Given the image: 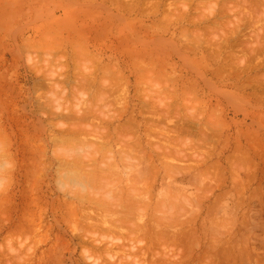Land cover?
Listing matches in <instances>:
<instances>
[{
    "label": "rangeland",
    "instance_id": "rangeland-1",
    "mask_svg": "<svg viewBox=\"0 0 264 264\" xmlns=\"http://www.w3.org/2000/svg\"><path fill=\"white\" fill-rule=\"evenodd\" d=\"M262 19L264 0H0V264H264Z\"/></svg>",
    "mask_w": 264,
    "mask_h": 264
},
{
    "label": "bare ground",
    "instance_id": "bare-ground-1",
    "mask_svg": "<svg viewBox=\"0 0 264 264\" xmlns=\"http://www.w3.org/2000/svg\"><path fill=\"white\" fill-rule=\"evenodd\" d=\"M249 1H252V0H249ZM235 2H236V1H235ZM238 2H239V0H238ZM241 2H242V0H241ZM253 2H254V1H253ZM261 2H262V1H261ZM247 3H248V2H247ZM251 3H252V2H251ZM254 3H255V2H254ZM210 4H211V3H210ZM238 4H239V3H238ZM241 4H242V3H241ZM248 4H249V3H248ZM252 5L255 6L253 3H252ZM169 6H170V5H169ZM238 6H239V5H238ZM253 6H251V8H252ZM241 7H242V6H241ZM246 7L248 8L249 6L246 5ZM252 9H253V8H252ZM238 10H239V9H238ZM240 11H241V10H240ZM253 11H255V10H253ZM253 11H252V12H253ZM241 12H243V11H241ZM247 12H248V11H247ZM252 12H251V13H252ZM245 13H246V12H245ZM248 13H249V12H248ZM251 13H250V14H251ZM253 13H254V12H253ZM257 13H258V12H257ZM235 14H237V13H235ZM262 14H263V13H262ZM240 15H241V13H240ZM250 16H251V15H250ZM256 16H258V15H256ZM262 16H263V15H262ZM239 17H240V16H239ZM239 17H238V18H239ZM247 17H248V16H247ZM244 19H245V18H244ZM244 19H242V20H244ZM260 19H261V18H260ZM260 19H259V20H260ZM262 20H264V19H262ZM260 21H261V20H260ZM238 22H240V21H238ZM263 23H264V21H263ZM240 24H241V23H240ZM237 26H239V25H237ZM236 29H237V28H236ZM238 31H239V30H238ZM50 65H52V64H50ZM52 66H53V65H52ZM111 69H112V67H111ZM115 71H118V70L116 69ZM115 71H114V72H115ZM61 72L63 73V71H61ZM62 73H59V74H62ZM117 73H118V72H117ZM52 74H53V73H52ZM59 74H58V75H59ZM46 77H47V76H46ZM44 78H45V77H44ZM64 79H65V78H64ZM117 79H119V78H117ZM50 80H51V79H50ZM58 80H59V76H58ZM68 80H69V79H68ZM120 80H121V79H120ZM64 81H65V80H64ZM71 81H72V80H71ZM64 83H65V82H64ZM51 84H52V82H51ZM56 84H57V82H56ZM53 85H54V83H53ZM60 85H62V84H60ZM75 86H76V85H75ZM57 87H58V86H57ZM61 89H64V88H61V87H60V90H61ZM112 89H113V88H112ZM57 91H58V90H57ZM59 93H60V92H59ZM58 99H59V98H58ZM56 100H57V99H56ZM55 108H56V107H55ZM53 110H54V109H53ZM55 110H56V109H55ZM79 110H80V109H79ZM79 110H77V111H79ZM83 112H84V111H83ZM83 112H81V113L83 114ZM57 113H58V110H57ZM75 113H76V112H75ZM86 113H87V111H86ZM89 113H90V112H89ZM71 114H72V113H71ZM77 114H78V113H76V115H77ZM84 114H85V113H84ZM54 115H55V114H54ZM72 115H74V114H72ZM85 115H86V114H85ZM79 116H81L80 119L83 120L84 117H83L82 115H79ZM54 117H55V116H54ZM69 117H70V116H69ZM71 117H72V116H71ZM82 117H83V118H82ZM85 117H86V116H85ZM75 118L77 119L78 117L76 116ZM75 118H74V119H75ZM84 120H85V119H84ZM75 121H76V120H75ZM72 122H73V121H72ZM76 122H79V121H76ZM81 122H83V121H81ZM108 122H109V120H108ZM130 123H131V122H130ZM73 124H74V123H73ZM77 124H78V123H77ZM80 124H81V123H80ZM90 124H92V123H90ZM109 124H110V123H109ZM127 124H128V123H127ZM93 125H94V124H93ZM120 125H121V124H120ZM122 125H123V124H122ZM130 125H131V124H130ZM82 126H83V125H82ZM96 126H97V125H96ZM125 126H126V125H125ZM69 127H70V126H69ZM74 127L76 128V126H74ZM92 127H93V126H92ZM94 127H95V126H94ZM97 127H98V126H97ZM100 127L103 128L102 126H100ZM120 127H121V126H120ZM123 127H124V125H123ZM82 128H84V127H82ZM85 128H86V127H85ZM85 128H84V129H85ZM117 128H118V126H117ZM71 129H72V128H71ZM71 129H69V130L71 131ZM79 129H80V128H79ZM79 129H77L76 131H78ZM86 129H87V128H86ZM89 129H90V128H89ZM92 129H93V128H92ZM92 129H91V130H92ZM95 129H97V128H95ZM121 129H122V127H121ZM98 130H99V129H98ZM105 130H106V129H105ZM115 130H117V129H115ZM70 131H69V132H70ZM72 131H74V130H72ZM94 131H95V130H94ZM99 131H100V130H99ZM74 132H75V131H74ZM82 132L84 133V131H82ZM70 133H71V132H70ZM76 133H78V132H75V134H76ZM79 133H80V132H79ZM102 133H103V132H102ZM105 133H106V132H105ZM107 133H108V132H107ZM72 134H73V133H72ZM87 134H88V133H87ZM94 134H95V132H94ZM100 134H101V133H100ZM80 135H82V134H80ZM105 135H106V134H105ZM75 136H76V135H75ZM77 136H78V135H77ZM83 136H84V135H82V137H83ZM96 136H97V135H96ZM103 136H104V133H103ZM78 137H79V136H78ZM80 137H81V136H80ZM99 137H100V136H99ZM99 137H98V138H99ZM111 137H112V136H111ZM85 138H86V137H84L83 140H84ZM108 138H109V137H108ZM69 139H70V138H69ZM73 139H74V138H73ZM52 140H53V139H52ZM74 140H76V139H74ZM74 140H73V141H70V142H72L71 144H73ZM79 140H80V138H79ZM85 140H86V139H85ZM85 140H84V141H85ZM107 140H108V139H107ZM109 140H110V139H109ZM109 140H108V143H109ZM5 141H6V140H5ZM50 141H51V140H50ZM67 141H68V140H67ZM67 141H66V142H67ZM98 141H99V140H98ZM6 142H7V141H6ZM6 142H5V143H6ZM53 142H54V141H53ZM63 142H64V141H63ZM81 142H82V141H81ZM81 142H80V143H81ZM86 142H87V141H86ZM88 142H89V141H88ZM92 142H93V141H92ZM3 143H4V142H3ZM104 143H105V142H104ZM56 144H57V143H56ZM65 144H66V143H65ZM76 144H77V143H76ZM82 144H83V145H84V144L86 145L85 142L82 143ZM82 144H81V146H83ZM89 144H90V143H89ZM5 145H6V144H5ZM67 145L69 146V143H68ZM74 145H75V144H74ZM93 145H94V144H93ZM44 146H45V145H44ZM95 146H96V144H95ZM100 146H101V144H100ZM107 146H108V145H107ZM40 147H41V146H40ZM70 147H71V146H70ZM70 147H68V149H69ZM74 147H75V146H74ZM97 147H98V149H99V145H97ZM103 147H106V146L104 145ZM46 148H47V146H46ZM77 148H78V146H77ZM85 148H86V147H85ZM85 148H83V150H84ZM108 148H109V147H108ZM108 148H107V149H108ZM110 148H111V146H110ZM40 149H41V148H40ZM74 149H76V148H74ZM79 149H80V147H79ZM94 149H96V148H94ZM101 149H102V148H101ZM0 150H1V149H0ZM3 150H4V149H3ZM41 150H42V149H41ZM72 150H73V149H72ZM77 150H78V149H77ZM86 150L88 151V149H86ZM35 151H36V150H35ZM65 151H66V150H65ZM79 151H80V150H79ZM93 151H94V150H93ZM108 151H109V150H108ZM108 151H106V152H108ZM124 151H125V150H124ZM0 152H1V151H0ZM69 152H70V151H69ZM81 152H82V151H81ZM99 152H101V150H100ZM102 152H103V151H102ZM111 152H112V150H111ZM125 152H126V151H125ZM2 153H3V152H2ZM4 153H5V152H4ZM4 153H3V154H4ZM60 153H61V154L63 153L62 150H61ZM93 153H94V152H93ZM93 153H92V154H93ZM96 153H97V152H96ZM104 153H105V152H104ZM128 153H129V152H128ZM3 154H2L1 156H3ZM71 154H72V153H71ZM83 154H85V150L83 151ZM5 155H6V154H5ZM63 155H64V154H63ZM74 155H75V154H74ZM74 155H73V156H74ZM78 155H79V153H78ZM89 155H91V154H89ZM96 155H97V154H96ZM57 156H58V155H57ZM59 156L61 157V155H59ZM59 156H58V157H59ZM66 156H67V155H66ZM70 156H71V155H70ZM73 156H72V157H73ZM83 156H85V155H83ZM94 156H95V153H94ZM102 156H103V155H102ZM107 156H108V155H107ZM107 156H104V157L107 158ZM121 156H122V155H121ZM7 157H8V156H7ZM42 157H43V156H42ZM42 157H40V158H42ZM58 157H56V158H58ZM86 157H87V156H86ZM109 157H110V156H109ZM144 157H145V156H144ZM5 158H6V157H5ZM83 158H84V157H83ZM92 158H93V157H92ZM101 158H102V157H101ZM139 158H141V157H139ZM59 159H60V158H59ZM59 159H58V160H59ZM61 159H62V158H61ZM63 159H64V158H63ZM65 159H66V158H65ZM73 159H76V158H73ZM90 159H91V157H90ZM93 159H94V158H93ZM7 160H8V159H7ZM41 160H42V159H41ZM66 160H67V159H66ZM76 160H77V159H76ZM79 160H80V159H79ZM82 160H84V159H82ZM103 160H104V159H103ZM120 160H121V159H120ZM64 161H65V160H64ZM72 161H73V160H72ZM89 161H91V160H89ZM97 161H98V160H97ZM111 161H112V160H111ZM41 162H42V161H41ZM51 162H52V161H51ZM58 162H59V161H58ZM67 162H69V161H67ZM83 162H84V161H83ZM60 163H61V165H63L62 162H60ZM79 163H80V162H79ZM85 163H86V162H85ZM90 163H91V162H90ZM102 163H103V162H102ZM113 163H114V162H113ZM115 163H116V162H115ZM50 164H51V163H50ZM67 164H68V163H67ZM67 164H65V165H67ZM76 164H77V163H76ZM100 164H101V163H100ZM104 164H105V163H104ZM107 164H108V163H107ZM71 165L75 166L74 163H72ZM82 165H83V164H82ZM125 165H126V163H125ZM73 166H72L71 170L74 169V171H73V170H72V171L75 173V168H76V167L74 168ZM76 166H77V165H76ZM78 166H79V165H78ZM78 166H77L76 169L80 171V169H81L80 166H81V165L79 166L80 169L78 168ZM85 166H87V164H85ZM93 166H94V164H93ZM58 167H59V166H58ZM69 167H71V166H69ZM83 167H84V165H83ZM89 167L91 168L92 166H89ZM97 167H98V166H97ZM111 167H112V166H111ZM115 167H116V166H115ZM61 168H62V167H61ZM67 168H68V167H67ZM93 168H96V165H95V167H93ZM65 169H66V168H65ZM69 169H70V168H69ZM101 169H102V168H101ZM108 169H109V167H108ZM58 170H59V169H58ZM62 170H64V169L62 168ZM66 170H67V169H66ZM87 170H88V169H87ZM87 170H86V172H87ZM103 170H104V169H103ZM118 170H119V169H118ZM72 171H71V172H72ZM83 171H85V170L83 169ZM83 171H82V172H83ZM92 171H93V169H92ZM94 171H96V170H94ZM68 172H69V171H68ZM88 172H89V173H88ZM88 172H87V173H88L89 175H85V174H87V173H85V172L82 173L84 177L80 175L81 172H79V175H80V176H75V175H78V171H77V173H75V175H74V174H73V175H74V177H79V178L81 177L80 180H82L83 178L89 176V178H85L86 181H84L85 179L81 181V182L83 183V181H84V182H88V181H90V179H92V177H90L91 175H90V171H89V170H88ZM118 172H119V171H118ZM57 173H58V172H57ZM59 173H61V172L59 171ZM84 173H85V174H84ZM93 173H94V172H93ZM96 173H97V172H96ZM101 173H102V172H101ZM101 173H100V174H101ZM107 173H108V172H107ZM107 173H106V174H107ZM68 174H69V173H68ZM111 174H114V172L111 173ZM117 174H118V173H117ZM59 175H61V174H59ZM66 175H67V174H66ZM70 175H71V174H70ZM108 175H109V174H108ZM94 176H95V175H94ZM104 176H105V175H104ZM104 176H103V177H104ZM109 176H110V175H109ZM72 177H73V176H72ZM95 177H96V176H95ZM137 177H138V176H137ZM69 178H70V177H69ZM79 178H76L77 180L72 179V181L74 180V181H77V182H78V179H79ZM132 178H133V177H132ZM67 179H68V178H67ZM87 179H88V180H87ZM93 179H94V178H93ZM100 179H101V177H100ZM102 179H103V178H102ZM104 179H105V178H104ZM136 179H137V178H136ZM80 180H79V182H80ZM110 180H111V179H110ZM68 181H70V180L68 179ZM95 181H96V180H95ZM98 181H100V180H98ZM101 181H102V180H101ZM79 182H78V183H79ZM102 182H103V181H102ZM109 182H110V181H108V183H109ZM60 183H61V182H60ZM88 183H89V182H88ZM134 183H136V182H134ZM67 184H68V183H67ZM79 184H80V183H79ZM86 184H87V183H86ZM91 184H92V183H91ZM94 184H95L94 187H95L96 185H99L98 183L96 184V182H95ZM111 184H112V183H111ZM111 184H110V185H111ZM101 185H102V184H101ZM66 186H67V185H65V187H66ZM70 186H71V185H70ZM73 186H74V185H73ZM81 186H82V185H81ZM94 187H93V188H94ZM100 187H101V186H100ZM103 187H104V186H103ZM61 188H62V187H61ZM72 188H73V187H72ZM79 188H80V185H79ZM79 188H78V189H79ZM86 188H87V187H86ZM112 188H113V187H112ZM109 189H110V188H109ZM109 189H108V190H109ZM73 190H74V189H73ZM83 190H84V189H83ZM87 190H89V188H88ZM108 190H107V191H108ZM80 191H81V190H80ZM82 192H83V191H82ZM82 192H81V193H82ZM75 193H77V192H75ZM103 193H104V192H103ZM113 194H114V193H113ZM118 194H119V193H118ZM73 195H74V194H73ZM88 195H89V194H88ZM102 195H103V194H102ZM116 195H117V194H116ZM127 195H128V194H127ZM74 196H75V195H74ZM77 196H78V195H77ZM90 196H91V195H90ZM107 196H108V195H107ZM112 196H113V195H112ZM117 196H118V195H117ZM121 196H122V195H121ZM85 197H86V196H85ZM99 197H100V196H99ZM101 198H104V197L102 196ZM66 199H67V198H66ZM80 199H81V198H80ZM117 199H118V198H117ZM121 199H122V198H121ZM64 200H65V198H64ZM87 200H88V199H87ZM87 200H86V201H87ZM91 200H92V199H91ZM91 200H90V201H91ZM95 200H96V199H95ZM80 201H81V200H80ZM86 201H85V202H86ZM92 201H93V200H92ZM92 201H91V202H92ZM104 201H105V200H104ZM108 201H109V200H108ZM111 201H112V200H111ZM118 201H119V200H118ZM127 201H128V200H127ZM67 202H68V201H67ZM99 202L102 203V201H99ZM99 202H97V205H99ZM73 203H74V202H73ZM108 203H109V202H108ZM127 203H129V202H127ZM71 204H72V203H71ZM71 204H70V205H71ZM82 204H83V202H82ZM89 204H90V203H89ZM91 204H92V203H91ZM91 204H90V205H91ZM118 204H121V203H118ZM72 205H73V204H72ZM72 205H71V206H72ZM74 205H75V204H74ZM95 205H96V203H95ZM103 205H104V207L107 206V205H105V202L103 203ZM129 205H130V204H129ZM77 206H78V205H77ZM99 206H102V205H99ZM124 206H125V205H124ZM132 206H133V205H132ZM87 207H88V206H87ZM92 207H93V206H92ZM92 207H90V209L88 208L89 211L91 210ZM96 207H97V206H96ZM111 207H113V206H111ZM116 207H117V206H116ZM116 207H115V208H116ZM120 207H121V205H120ZM125 207H126V206H125ZM69 208H70V207H69ZM73 208H74V207H73ZM73 208H72V209H73ZM97 208H98V207H97ZM105 208H106V207H105ZM126 208H127V207H126ZM117 209H118V208H117ZM69 210H70V209H69ZM74 210H76V208H75ZM101 210H103V209H101ZM107 210H109V209H107ZM115 210H116V209H115ZM115 210H114V211H115ZM84 211H86V210H84ZM87 211H88V210H87ZM92 211H93V210H92ZM94 211H95V210H94ZM94 211H93V212H94ZM126 211H127V210H126ZM76 212H77V211H76ZM76 212H74V214H75ZM78 212H79V211H78ZM93 212H92V214H93ZM112 212H113V211H112ZM117 212H118V211H117ZM86 213H87V212H86ZM100 213H101V212H100ZM106 213H107V212H106ZM109 213H110V212H109ZM109 213H108V214H109ZM118 213H119V212H118ZM81 214H82V213H81ZM88 214H89V213H88ZM110 214H111V213H110ZM114 214H115V213H114ZM121 214H123V213L121 212ZM70 215H71V212H70ZM75 215H76V214H75ZM83 215H84V214H83ZM90 215H91V214H90ZM84 216H85V215H84ZM87 216H88V215H87ZM87 216H86V217H87ZM91 216H92V215H91ZM64 217H66V216H64ZM71 217H72V216H71ZM77 217H78V215H77ZM123 217H124V216H123ZM92 218H94V217H92ZM95 218H96V217H95ZM124 218H125V217H124ZM84 219H86V218H84ZM87 219H89V216H88ZM87 219H86V220H87ZM96 219H97V218H96ZM125 219H126V218H125ZM91 220H92V219H91ZM119 221H120V220H119ZM94 223H95V221H94ZM96 224H97V223H96ZM118 225H119V224H118ZM120 225H121V224H120ZM86 240H87V239H86ZM91 244H92V243H91ZM92 245H94V244H92ZM95 245H96V244H95ZM95 245H94V246H95ZM136 252H137V251H136ZM110 253H111V252H110ZM110 253H109V254H110ZM111 254H112V253H111ZM134 256H135V254H134ZM136 256H138V255L136 254ZM89 257H90V256H89Z\"/></svg>",
    "mask_w": 264,
    "mask_h": 264
}]
</instances>
